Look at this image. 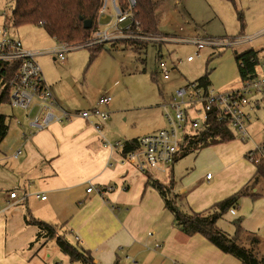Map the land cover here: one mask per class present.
I'll list each match as a JSON object with an SVG mask.
<instances>
[{
    "label": "crops",
    "instance_id": "0c3cea01",
    "mask_svg": "<svg viewBox=\"0 0 264 264\" xmlns=\"http://www.w3.org/2000/svg\"><path fill=\"white\" fill-rule=\"evenodd\" d=\"M245 49L258 51L259 63L261 50L246 46L240 52ZM42 56L38 52L36 60ZM41 60L48 71L47 62ZM256 70L261 69L256 66ZM44 79L58 105L67 111L100 108L86 97L75 101L58 95L55 81ZM115 83L105 90L108 94ZM172 95L163 97L159 106ZM2 103L8 102L0 103V123L5 127L0 129V264H81L69 263L53 240L30 246L37 226L27 223L26 217L59 226V232L72 244L89 250L97 264H241L202 235L180 232L160 194L147 184L148 175L158 181L165 179L164 184L172 182L181 208L195 212L251 184L249 193L233 206L235 214L227 212L217 225L232 234V220L241 218L246 233L260 240L255 253L264 255V178L253 180L257 167L247 157L264 141L263 135L255 136L261 124L256 111L263 104L246 107L247 130L249 138L256 137L254 142L233 138L210 144L194 151L197 155L191 161L176 158L165 172H158L139 170L126 160L123 149L166 122L144 134L134 132L122 124L123 110L111 108L110 102L100 105L110 112L106 120L74 117L35 130L20 109L9 115L7 123ZM88 183L113 189L103 195L86 192ZM11 191L15 198L9 196Z\"/></svg>",
    "mask_w": 264,
    "mask_h": 264
},
{
    "label": "rangeland",
    "instance_id": "374dc122",
    "mask_svg": "<svg viewBox=\"0 0 264 264\" xmlns=\"http://www.w3.org/2000/svg\"><path fill=\"white\" fill-rule=\"evenodd\" d=\"M152 1L162 37L139 49H135L133 44H124L118 40L115 47L109 43V49H101L92 59L85 47L65 52L63 62L53 59L49 50L56 47L57 43L42 27L31 24L19 27L12 25L13 0H0V28L5 24L7 34L19 37L26 47L29 45L28 48L32 46L44 53L41 58L37 57V61L43 76L55 81L58 95L75 101L86 97L94 103L93 106H97L102 93L116 82V88H110V107L117 106L123 110L120 119L125 127L144 134L147 130L164 126L163 109L159 106L163 97L168 99L176 88L187 81L197 80L205 72H208L210 88L217 92L240 87L241 78L234 58L235 52H240L246 46L260 49L258 68L264 63V34L237 45H205L197 57L196 47L187 40L192 36L237 39L239 35L263 31L264 0H235V6L223 0ZM239 12L243 14V27L238 17ZM188 55H194V59L187 61ZM41 59L47 62L48 71ZM160 60L166 62L170 72L168 79L163 78L158 66ZM98 106L100 109L104 108L99 104ZM1 108L7 113V123L9 115L18 111L7 103H2ZM34 113L35 109L30 115ZM257 113L261 124L255 136L264 137V131L261 130L264 126V106ZM255 138L243 141L254 142ZM195 155L194 151L183 155L180 150L176 154L181 161H191ZM258 165L264 164L259 162ZM160 181L164 182L165 179Z\"/></svg>",
    "mask_w": 264,
    "mask_h": 264
},
{
    "label": "built area",
    "instance_id": "2783aa9c",
    "mask_svg": "<svg viewBox=\"0 0 264 264\" xmlns=\"http://www.w3.org/2000/svg\"><path fill=\"white\" fill-rule=\"evenodd\" d=\"M135 4L136 0H100L95 17L96 27L90 37L80 44L57 43L49 52L55 59L63 62L65 52L84 45L108 46L109 43L114 44L118 40L155 41V37L139 29L133 13ZM263 34L264 30L253 35H239L237 39L192 36L187 40L196 47L197 57L205 45H237ZM38 52L40 51L25 47L19 38L7 34L5 25L0 28V98L7 90L8 104L26 113L30 127L41 130L53 122L61 123L74 117L100 120L109 117L110 112L100 108L70 112L60 107L36 60ZM193 59L194 55L186 57L187 61ZM258 65L257 62V67ZM158 66L163 78L168 79L170 72L166 62L160 60ZM260 69L256 70V74L251 78L243 81L240 87L225 92H217L210 86L204 87L197 80L187 81L183 86L176 88L170 100L161 104L166 125L139 137L137 140L139 149L128 151L125 155L126 160L134 162L141 171L165 172L173 163L183 138L205 130L213 116L219 122H227L234 131L235 138L248 139L249 115L246 107L253 104L264 105V63ZM111 100L112 97L105 91L99 97L98 104L107 106ZM34 109L35 113L31 116L30 113ZM247 157L255 164L259 162L264 164V141L250 150ZM210 175L207 173V178ZM112 189L111 185L95 187L88 183L86 192L95 190L103 195ZM9 196L15 198V191H11ZM228 212L234 215V207Z\"/></svg>",
    "mask_w": 264,
    "mask_h": 264
},
{
    "label": "trees",
    "instance_id": "16d2710c",
    "mask_svg": "<svg viewBox=\"0 0 264 264\" xmlns=\"http://www.w3.org/2000/svg\"><path fill=\"white\" fill-rule=\"evenodd\" d=\"M223 1L230 2L235 6V0ZM99 5L100 0H13L11 23L15 27L27 24L40 26L58 44H80L90 37L96 27L95 17ZM133 13L134 18L138 21L139 29L143 33H148L156 39L162 37L158 27V15L152 0H136ZM238 17L241 27H243L244 18L242 12H239ZM84 20L91 21L92 25L90 28L84 27ZM121 42L133 44L135 49H139L141 47L145 48L148 42L152 41L121 40ZM112 46L115 47L116 42ZM83 47L87 48L90 59L94 58L101 49H104V46L99 44L84 45ZM257 52L254 49L235 52L234 58L242 82L256 74ZM197 81H199L200 85L208 87L210 85L208 72L197 78ZM1 102H8L7 90L1 96ZM0 126V129L4 130L5 127L2 123H0ZM233 138H235V133L229 127V124L227 122H219L213 116L205 130L185 136L180 143L179 150L183 152V155H186L204 146ZM136 146H138V141L133 139L124 146V153L134 150ZM256 167L254 181L258 178H264V165L256 164ZM147 184L155 188L160 194L164 207L173 216V225L180 232L186 236L193 234L202 235L223 252L235 256L241 264H264V255L258 256L254 250L260 240L255 235L246 233L241 226V218L232 220L234 226L232 234L217 225L218 219L222 218L230 208L235 206L243 195L249 193L251 184L244 185L234 194L200 212L181 208L177 196L172 190V182L164 184L148 175ZM26 222L37 226L36 236L29 243L30 246L42 240H53L60 251L67 257L69 263L97 264L94 262L91 252L72 244L59 232V226L34 219L33 217L28 219L26 217Z\"/></svg>",
    "mask_w": 264,
    "mask_h": 264
},
{
    "label": "water",
    "instance_id": "95a60500",
    "mask_svg": "<svg viewBox=\"0 0 264 264\" xmlns=\"http://www.w3.org/2000/svg\"><path fill=\"white\" fill-rule=\"evenodd\" d=\"M83 25L85 28H90L92 23L90 20H84ZM104 49H108V46H104Z\"/></svg>",
    "mask_w": 264,
    "mask_h": 264
}]
</instances>
